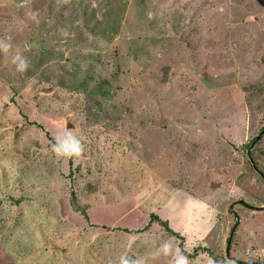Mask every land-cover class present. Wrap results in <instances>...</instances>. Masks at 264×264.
Here are the masks:
<instances>
[{"label":"rangeland","instance_id":"obj_1","mask_svg":"<svg viewBox=\"0 0 264 264\" xmlns=\"http://www.w3.org/2000/svg\"><path fill=\"white\" fill-rule=\"evenodd\" d=\"M0 39V264H264V0H0Z\"/></svg>","mask_w":264,"mask_h":264},{"label":"clouds","instance_id":"obj_2","mask_svg":"<svg viewBox=\"0 0 264 264\" xmlns=\"http://www.w3.org/2000/svg\"><path fill=\"white\" fill-rule=\"evenodd\" d=\"M11 44L4 39H0V51L8 53L11 49ZM12 63L16 65L18 72H24L28 68V60L20 53H15ZM56 142L52 145V149L57 157L73 158L80 157L83 152V146L78 137L73 135L71 131L63 133L55 138ZM163 251L167 255L171 251V245L165 244ZM175 264H189L188 259L182 253L175 254ZM119 264H140V261H132L124 256L120 257Z\"/></svg>","mask_w":264,"mask_h":264},{"label":"trees","instance_id":"obj_3","mask_svg":"<svg viewBox=\"0 0 264 264\" xmlns=\"http://www.w3.org/2000/svg\"><path fill=\"white\" fill-rule=\"evenodd\" d=\"M85 91V90H84ZM83 91V92H84ZM30 123V122H29ZM31 124V123H30ZM56 141H54L53 143H55ZM70 162H72V159H70ZM70 205H71V208L75 211V212H81L83 215H85V217H87V213H86V209L85 208H83V207H80V206H78V204H77V199H76V194L73 192L72 193V197L70 198ZM152 220L153 221H157L158 223H161V224H163L166 228H167V230H168V233H169V235H171V237H175V236H177V237H179V238H181L180 237V234L179 233H177V232H173L169 227H168V225H167V223L166 222H163V221H160L155 215H152ZM234 231L235 230H233L232 231V233H234ZM182 248H184V246L182 245ZM206 251V249H204V248H202V247H200V248H197V249H195L194 251H192V253L191 254H193V256L195 257V256H198L201 252L200 251ZM183 252H185V249H183L182 250ZM193 256H189V257H193ZM216 259H217V257H215ZM222 264H227V263H222Z\"/></svg>","mask_w":264,"mask_h":264},{"label":"water","instance_id":"obj_4","mask_svg":"<svg viewBox=\"0 0 264 264\" xmlns=\"http://www.w3.org/2000/svg\"><path fill=\"white\" fill-rule=\"evenodd\" d=\"M259 137H260V136H259ZM259 137H258V138H259ZM258 138H257V139H258ZM262 209H264V208H262Z\"/></svg>","mask_w":264,"mask_h":264}]
</instances>
